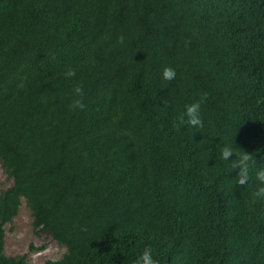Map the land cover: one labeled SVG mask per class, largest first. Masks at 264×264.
I'll return each mask as SVG.
<instances>
[{"label": "trees", "instance_id": "1", "mask_svg": "<svg viewBox=\"0 0 264 264\" xmlns=\"http://www.w3.org/2000/svg\"><path fill=\"white\" fill-rule=\"evenodd\" d=\"M0 164V264L23 202L46 264H264V0H0Z\"/></svg>", "mask_w": 264, "mask_h": 264}, {"label": "rangeland", "instance_id": "2", "mask_svg": "<svg viewBox=\"0 0 264 264\" xmlns=\"http://www.w3.org/2000/svg\"><path fill=\"white\" fill-rule=\"evenodd\" d=\"M13 181L8 178L0 164V192L11 187ZM31 212L23 202L18 216L6 230V255L10 257L26 256L28 264H46L48 261L61 260L67 253L66 247L52 240L45 233H37L33 228Z\"/></svg>", "mask_w": 264, "mask_h": 264}, {"label": "clouds", "instance_id": "3", "mask_svg": "<svg viewBox=\"0 0 264 264\" xmlns=\"http://www.w3.org/2000/svg\"><path fill=\"white\" fill-rule=\"evenodd\" d=\"M75 75V71L69 69L65 72L66 77H72ZM161 79L163 81H171L175 79L176 72L172 67H164L160 73ZM74 98L71 103V108L80 109L84 108V104L81 102L82 97V88L80 86H75L73 88ZM184 117H186L185 123L188 126L200 128L202 127V120L200 116V104L199 102H194L185 106ZM233 157L230 161L231 167L238 170L236 174V182L239 185H244L249 181V170L250 162L252 156L242 151L238 156H235L234 149L229 146H225L220 150V159L223 161H228L229 158ZM255 181L258 184L256 195L264 196V167H260L255 171ZM134 264H157V261L153 258L152 250L148 247L137 256L134 261Z\"/></svg>", "mask_w": 264, "mask_h": 264}]
</instances>
